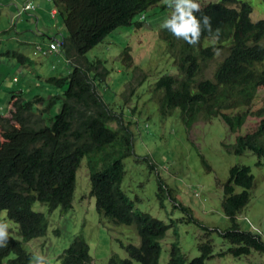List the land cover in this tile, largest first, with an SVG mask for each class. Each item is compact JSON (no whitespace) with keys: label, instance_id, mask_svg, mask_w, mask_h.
<instances>
[{"label":"trees","instance_id":"1","mask_svg":"<svg viewBox=\"0 0 264 264\" xmlns=\"http://www.w3.org/2000/svg\"><path fill=\"white\" fill-rule=\"evenodd\" d=\"M51 1L66 30L55 53L60 52L71 68L65 76L45 78L47 84L62 87L61 92L48 90L46 94L44 90L43 94L26 99L22 91H11L8 115L3 116L0 111V211L4 210L16 224L20 236L19 240L8 233L7 245L0 247V264H30L33 257L22 242L43 236L48 225L46 216L32 209L33 203L41 202L49 210L71 208L76 170L84 157L89 194L95 199L98 214L116 225H133L139 237L138 245L125 246L126 257L112 254L106 264H158L160 240L171 227L177 235L176 227L172 222L165 223L134 209L133 202L121 189L123 158L132 148L130 122L123 119L122 110L114 111L96 89L95 81L102 80L107 71L99 58L90 60L85 53L117 27L132 23L141 26L142 22H133V17L161 0ZM201 9L197 17L209 16L212 32L220 29L219 39L204 31L199 44L191 46L159 29L158 36L178 72L161 75L152 85L159 111L165 116L178 108L186 127L198 119L220 117L232 133L249 116L257 118L253 129L236 135L234 143L224 146L234 155L251 151L259 158L258 164L264 166V105L251 110L258 89L264 87V18L252 20L253 7L245 0L208 2ZM208 38L215 39L216 44L205 46L203 42ZM222 48L226 49V55L213 77L198 78L214 58V49ZM128 49L122 50L126 65L131 62ZM1 53L20 65L31 61L16 49ZM55 102H59V109L51 115L49 107ZM110 122L116 126L111 127ZM203 162L209 169L207 162ZM253 186L249 166L235 164L229 168L222 187L221 207L230 225L219 235L228 242L227 252L234 257L252 251L264 253L262 237L241 229L236 218L249 202ZM237 187L241 190L236 191ZM163 192L164 184L159 180L158 196ZM198 248L200 254L189 264H204L213 256L210 241L200 243ZM58 258L60 264H92L82 236H75ZM185 261L177 242L172 241L169 263L185 264Z\"/></svg>","mask_w":264,"mask_h":264},{"label":"rangeland","instance_id":"2","mask_svg":"<svg viewBox=\"0 0 264 264\" xmlns=\"http://www.w3.org/2000/svg\"><path fill=\"white\" fill-rule=\"evenodd\" d=\"M218 1L198 0V3ZM245 1L253 7L252 20L264 18V0ZM25 2H31L35 9L18 15ZM52 6L51 0H0V111L3 116L8 115L11 91H22L29 99L34 94H43L44 90L46 94L48 90H55V94L62 90V87L47 84L45 78L65 76L70 64L60 52L41 54L33 46L36 43L46 48L53 37L58 40L66 35L60 16L57 14L51 19L48 13ZM169 13L160 2L133 17V22H142L141 26L132 23L117 27L85 53L90 60L99 58L107 71L102 80L95 81L96 89L114 111L122 110L123 119L130 122L132 148L123 158L125 172L121 189L133 202L134 209L165 223L172 222L176 227L177 235L171 227L160 240L158 264H170L172 241L177 242L185 264L200 254L198 246L205 241H210L213 256L204 264H264V253L252 251L249 255L232 256L227 252L228 242L219 235L230 225L221 207L223 183L232 165L243 164L250 167L254 186L249 202L236 216L237 222L241 229L259 234L264 241V166L258 164L259 158L251 151L234 155L224 146L234 143L236 135L253 129L258 119L249 116L245 124L232 133L220 117L208 121L198 119L186 127L178 108L165 116L160 113L152 85L161 75L178 73L173 57L158 36L159 25ZM203 44L215 45L216 41L208 38ZM125 47L129 48L131 57L128 65L122 56ZM6 49L22 52L31 59L30 63L18 64L1 53ZM219 50L198 78L213 77L215 68L226 55V49ZM263 105L264 87H261L251 110ZM49 109L51 115L57 113L59 102L52 103ZM109 125L116 126L114 122ZM159 180L164 184L161 197L158 196ZM89 191L84 157L76 170L71 208L49 210L41 202L33 203L32 209L42 212L48 220L43 236L22 242L33 258L43 255L45 264H60L58 256L75 236H82L88 244L92 264H106L112 254L124 258L127 244H139L133 225H116L98 214ZM0 223H7L8 233L20 240L16 224L7 218L4 210L0 211Z\"/></svg>","mask_w":264,"mask_h":264},{"label":"clouds","instance_id":"3","mask_svg":"<svg viewBox=\"0 0 264 264\" xmlns=\"http://www.w3.org/2000/svg\"><path fill=\"white\" fill-rule=\"evenodd\" d=\"M161 3L170 10V13L159 25L160 29L166 30L175 38L182 39L191 46L199 44L204 31H208L216 39H219L220 29L217 28L214 33L212 32L211 18L207 15L197 17L196 13L202 11L198 0H161ZM219 51V49H214V54H219ZM7 229V223H0V247L7 245ZM45 261L46 258L43 255H38L33 258L30 264H45Z\"/></svg>","mask_w":264,"mask_h":264},{"label":"built area","instance_id":"4","mask_svg":"<svg viewBox=\"0 0 264 264\" xmlns=\"http://www.w3.org/2000/svg\"><path fill=\"white\" fill-rule=\"evenodd\" d=\"M35 9V7L33 6V4L31 2H27L26 4H24L20 10L18 11V15H21L23 12H27L30 10ZM50 14L51 16H56L57 15V10L55 7H53L50 10ZM59 47H60V41H58L57 39H54L53 41H51L48 45V49L46 51H43L42 54H46L47 52H58L59 51Z\"/></svg>","mask_w":264,"mask_h":264},{"label":"crops","instance_id":"5","mask_svg":"<svg viewBox=\"0 0 264 264\" xmlns=\"http://www.w3.org/2000/svg\"><path fill=\"white\" fill-rule=\"evenodd\" d=\"M52 2V1H51ZM27 2H25L24 4H26ZM23 4V5H24ZM54 7V5L48 10V13H49V15L51 16V14H50V10L52 9ZM24 13H26V12H24ZM23 14V13H22ZM21 14V15H22ZM51 19H52V16H51ZM54 38V37H53ZM52 40V39H51ZM51 40H50V42H51ZM49 42V43H50ZM49 43H48V45H49ZM33 46H34V49L36 48V50L39 52V53H41L42 54V52L43 51H46L47 49H48V46L46 47V48H44L43 46H41V45H38V44H36V43H34L33 44ZM51 91H54V90H51Z\"/></svg>","mask_w":264,"mask_h":264}]
</instances>
